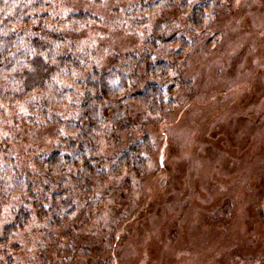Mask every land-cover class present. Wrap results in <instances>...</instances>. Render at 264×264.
<instances>
[{"label":"rangeland","instance_id":"1","mask_svg":"<svg viewBox=\"0 0 264 264\" xmlns=\"http://www.w3.org/2000/svg\"><path fill=\"white\" fill-rule=\"evenodd\" d=\"M149 1L52 0L49 16L94 14L98 20L70 38L105 68L139 48L157 19L174 15L139 13ZM212 1L170 72L172 104L148 112L131 103L119 127L97 132L94 154L105 174L90 191L62 195L72 206L64 220L52 212L61 197L28 200L27 224L5 240L2 229L24 199L11 185L0 213V264H264V0ZM180 11L185 21L189 8ZM73 75L58 78L63 101L50 100L46 114L37 99L0 107V175L38 173L41 154L82 140L77 114L64 113L78 88ZM144 137L150 149L142 167L108 171L112 157Z\"/></svg>","mask_w":264,"mask_h":264},{"label":"trees","instance_id":"2","mask_svg":"<svg viewBox=\"0 0 264 264\" xmlns=\"http://www.w3.org/2000/svg\"><path fill=\"white\" fill-rule=\"evenodd\" d=\"M190 1L152 0L148 6L144 4L139 13L148 9H155L153 17H158L161 11L175 10V13L168 20L159 22L157 19L154 30L149 31L139 48L116 55L109 66L99 68L89 60V51L77 47L70 38L73 29L98 20L94 14L80 9L51 19L52 0H0V107L37 99L46 114L47 108H52V101L56 104L63 101L65 89L57 87L58 78L74 74L78 88L76 95L71 93L68 101H64L68 106L64 113L77 114V136L82 138H68V150H62L60 145L41 154L36 159L38 173L22 174L16 169L10 179L0 175V213L12 195L11 185L18 186L24 198L17 213L2 229L4 239L27 224L30 211L23 204L28 200L37 203L47 201L49 195L53 199L61 197L57 210L52 211L54 220L60 222L72 210L63 199L67 190L80 187L90 191L92 184L101 182L106 166L101 164L103 159L94 154L97 132L104 127L113 131L111 123L114 128L119 127L116 123L124 120L122 116L131 103L148 112L169 108L174 92L170 72L176 69L178 60L185 57L193 34L203 28L206 11L213 2L196 0L191 4ZM187 7L190 13L183 21L179 17L183 15L180 10ZM149 149L145 137L128 144L122 153L110 159L108 171L115 173L122 167H142ZM61 206L69 208L65 214H60ZM38 207L37 212L42 217L44 210L39 211L43 208Z\"/></svg>","mask_w":264,"mask_h":264}]
</instances>
